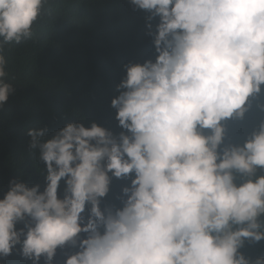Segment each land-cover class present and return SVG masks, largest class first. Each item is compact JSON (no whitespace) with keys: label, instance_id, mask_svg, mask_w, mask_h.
I'll use <instances>...</instances> for the list:
<instances>
[{"label":"clouds","instance_id":"1","mask_svg":"<svg viewBox=\"0 0 264 264\" xmlns=\"http://www.w3.org/2000/svg\"><path fill=\"white\" fill-rule=\"evenodd\" d=\"M45 2L0 0V51L32 38ZM129 2L147 14L154 59L123 66L111 100L122 131L95 122L28 131L44 187L9 181L0 257L19 246L32 264H51L72 245L65 264H264L240 251L264 240V119L226 143L228 122L264 93V0ZM6 64L0 54V106L15 90ZM113 177L130 185L121 206L102 209Z\"/></svg>","mask_w":264,"mask_h":264},{"label":"trees","instance_id":"2","mask_svg":"<svg viewBox=\"0 0 264 264\" xmlns=\"http://www.w3.org/2000/svg\"><path fill=\"white\" fill-rule=\"evenodd\" d=\"M146 15L129 0H46L32 38L3 44L4 79L15 90L0 106V199L13 179L29 185L40 183L41 190L44 187L41 172L45 165L38 159V151L29 148L30 129L46 127L50 137L68 123L90 127L95 122L114 134L122 131L111 100L119 94L116 86L126 74L125 64L154 59V46L146 35ZM259 103H264V93L252 101L244 120L228 122L226 143H242L264 119ZM128 185L130 180L113 177L101 208L121 206L118 197ZM63 188L62 181L60 196ZM22 227L23 223L17 224V229ZM78 250L72 245L58 247L51 264H65ZM240 251L253 260L264 257V240H246ZM0 264L32 261L22 257L17 246L11 255L0 257ZM39 264H45L44 257Z\"/></svg>","mask_w":264,"mask_h":264}]
</instances>
